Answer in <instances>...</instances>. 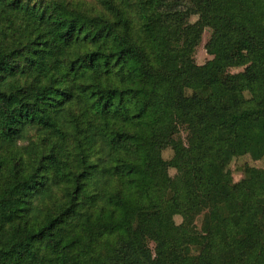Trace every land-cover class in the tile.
<instances>
[{
	"label": "trees",
	"instance_id": "obj_1",
	"mask_svg": "<svg viewBox=\"0 0 264 264\" xmlns=\"http://www.w3.org/2000/svg\"><path fill=\"white\" fill-rule=\"evenodd\" d=\"M246 154L264 0H0V264H264Z\"/></svg>",
	"mask_w": 264,
	"mask_h": 264
},
{
	"label": "rangeland",
	"instance_id": "obj_2",
	"mask_svg": "<svg viewBox=\"0 0 264 264\" xmlns=\"http://www.w3.org/2000/svg\"><path fill=\"white\" fill-rule=\"evenodd\" d=\"M210 34H211V30L209 28H206L204 33H203V36H202V41L196 48V52H195L194 57H195L196 62L199 65L205 64L209 59L212 58V56L210 54H208V52L205 48V44L207 43V41L210 37ZM241 70H243V67L232 68L231 72H239ZM185 135L186 134L183 133L184 137H185ZM171 154L172 153H171V150L169 148L164 151V157L166 159H170ZM246 166H254L257 168L264 169V158L254 159L249 154L235 157L231 161L230 166H229V169L231 171V174H232L234 181L237 182V181L244 178V176H245L244 170H245ZM170 173L172 175H174L176 173V171L174 169H171ZM205 178H206V182L210 185H213V184L217 183V181H218V177H217L216 173H214V172L207 173ZM198 203H199V197H195L194 200L192 201V207L197 206ZM181 220H182V218L180 216H176V221L178 223L181 222ZM152 247H153V244H152Z\"/></svg>",
	"mask_w": 264,
	"mask_h": 264
}]
</instances>
